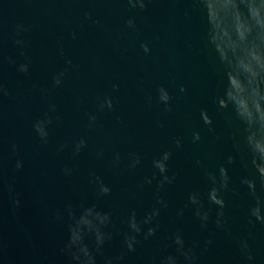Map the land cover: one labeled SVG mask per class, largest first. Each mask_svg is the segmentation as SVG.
Listing matches in <instances>:
<instances>
[{
    "label": "water",
    "instance_id": "95a60500",
    "mask_svg": "<svg viewBox=\"0 0 264 264\" xmlns=\"http://www.w3.org/2000/svg\"><path fill=\"white\" fill-rule=\"evenodd\" d=\"M0 76L102 264H264V0H0Z\"/></svg>",
    "mask_w": 264,
    "mask_h": 264
},
{
    "label": "clouds",
    "instance_id": "9594fccd",
    "mask_svg": "<svg viewBox=\"0 0 264 264\" xmlns=\"http://www.w3.org/2000/svg\"><path fill=\"white\" fill-rule=\"evenodd\" d=\"M132 21H129V24H131ZM147 50V49H146ZM23 70H27V66H23ZM57 83H59V80L57 81ZM170 97L168 96V94L166 93L165 95H163L162 99H164L165 101L168 100ZM111 100L109 99L108 101V104L109 106H111ZM207 123H211V120H206ZM37 129L40 131V127H39V124H37ZM41 135L42 136H47V132L46 131H40ZM195 136V139H200V133L199 132H196L194 134ZM85 141L81 140L80 143H79V147H82L84 145ZM181 141H177V144H180ZM232 158H230L231 160ZM138 162V161H137ZM19 166V165H18ZM221 172H222V175L225 177V187L227 186V183H226V179H227V170L222 168L221 169ZM255 182L253 181L252 182V186H254ZM110 189H105V192H109ZM211 201L212 203L216 204V205H219L220 208H221V212L219 213L221 216L223 215V207L225 206V200L220 197V198H217L215 196L211 197ZM196 201H193V203H195ZM198 216H202V219L206 222L208 219H209V213L207 211H204L203 212V215H201L200 211L197 210V213H196ZM257 219H260V218H257ZM264 220V219H262ZM206 226V225H205ZM137 231H140V229H137ZM156 229L155 228H150L148 230V233L147 235L144 237L145 239L151 237V236H154L156 234ZM175 243L177 244V252L180 254V255H188V256H191V253L192 251H194V249H189L188 251H185L184 250V245H185V241H184V238L183 236H175ZM209 243H211V240L209 241ZM103 251V246H101L99 249H97L95 251V255L97 256L99 253H102ZM136 251V247L133 245V244H129L127 242H125V245H124V252L119 256L117 257L116 259H119V260H123L124 259V255L127 254V253H130V252H135ZM68 252H69V255L71 257H73L74 259L76 260H80V259H83L84 257H81L80 254H79V249L78 248H69L68 247ZM180 255H174V254H169L168 256H165L162 261H161V264H169V261L172 262V264H180ZM105 264H115V260L111 257H105Z\"/></svg>",
    "mask_w": 264,
    "mask_h": 264
}]
</instances>
